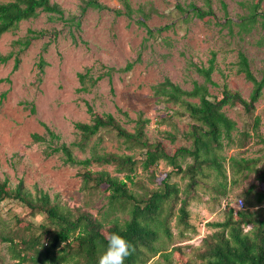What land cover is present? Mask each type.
<instances>
[{
  "label": "rangeland",
  "instance_id": "1",
  "mask_svg": "<svg viewBox=\"0 0 264 264\" xmlns=\"http://www.w3.org/2000/svg\"><path fill=\"white\" fill-rule=\"evenodd\" d=\"M51 1L62 7L64 18L42 12L36 18L22 21L15 31L0 37V53L8 54L19 51V46L13 45V41L25 38L29 29L43 33L20 53L21 63L17 70L13 71L14 58L6 64H0V79L10 78V81L0 82V178L8 177L12 187L23 179L25 186L32 192L42 189L61 204L73 210L89 211L99 219L103 218L102 213L107 209L109 192L85 189L80 174L81 166L64 164L59 153L46 155L49 146L72 143L79 137L74 123L91 120L86 103L92 105L98 114L113 113L130 130L133 124H128L117 108L127 111L133 118L137 113H143L144 117L150 119L146 128L149 138L163 141L171 152L174 146L186 141L179 134L173 143L165 133L178 134L188 130L189 120L170 116V121H163L162 117L172 115V105L159 101L154 95L153 85L163 82L166 77L188 90L193 88L195 81L203 83L204 78L196 70L195 64L208 65L213 51L217 53V69L213 73L216 84H209V91L213 95L220 97L222 85L227 83L229 88L249 99L253 85L236 71L239 51L247 54L257 77L261 78L264 72V22L255 23L250 32L241 31L237 25H222L227 14L235 20L248 14L254 0H212L216 18L210 21L195 17L180 21L188 14H182L177 4L186 6L195 2L202 5L203 0H128L135 9L143 7L147 12L152 11L147 20L150 27L174 24L157 39L148 41H145V28L136 23L139 13H133L130 18L126 15L117 16L112 10L124 9L125 0H99L110 9H88L80 26L72 24L69 19L80 15L83 0ZM223 3H226V9ZM259 12L264 13V0L260 3ZM42 60L44 63L41 68ZM129 62H134L131 70H116L111 77L105 74L96 84H92L90 78L86 85L80 80V73L97 78L106 73L108 68L120 69ZM84 86L87 88L84 89ZM224 110L236 120L240 129H246L250 119L242 106H226ZM255 114L261 117L260 134L264 139V92L256 103ZM45 124L60 136L59 140L52 141L46 136L45 142L33 141L34 133L46 135ZM259 139L262 138L254 137L242 151L234 148L227 154L243 152L244 156L263 157L264 142ZM99 147L106 151L130 153L114 134L105 135ZM74 153L78 158H84L89 156L90 151L75 148ZM135 155L140 158L139 152H135ZM92 167L115 174L113 166ZM171 169L165 161L150 171L138 165L137 183L132 189L141 195L147 189L157 188L159 179ZM152 171L157 176L156 182ZM171 182L183 187L186 180L174 175ZM259 184V188L264 187ZM241 188L236 187L232 195L235 210H239L237 201L244 198ZM261 206L264 207V204ZM261 206L255 205L252 209ZM188 209L190 226H178L175 215L170 221L172 238L163 236L164 249L145 264H168L165 255L172 253L176 247L182 248L173 252L171 260L175 259L176 264L193 259L202 239L214 231L209 223L225 219V200L220 204L211 198L209 192L195 193V199ZM16 214L31 219L28 208L20 202L0 200V264L16 262L12 258L10 243L4 240V237L16 236L14 233L20 226L16 222ZM119 217L122 221L128 216L120 214ZM181 230H184L183 236Z\"/></svg>",
  "mask_w": 264,
  "mask_h": 264
},
{
  "label": "trees",
  "instance_id": "2",
  "mask_svg": "<svg viewBox=\"0 0 264 264\" xmlns=\"http://www.w3.org/2000/svg\"><path fill=\"white\" fill-rule=\"evenodd\" d=\"M261 2L262 0H254L250 12L237 20L227 14L222 25H237L241 31L250 32L255 23L264 22V13L259 12ZM90 8L110 9L99 0H83L80 15L71 17L70 22L80 26L83 16ZM177 8L182 14H188L180 21H187L190 17L203 21L216 18L212 0H203L202 5L190 2L183 6L179 3ZM223 8L226 9V3H223ZM112 10L117 16L126 15L130 18L133 13H139L136 23L145 28V41L157 39L163 31L174 25L150 27L147 20L152 11L147 12L143 7L135 9L128 0L124 1V9ZM42 12L64 18L62 7L51 0H0V37L15 31L22 21L36 18ZM28 32L25 38L13 41V45L19 46L18 52L0 53V64H6L14 58L13 71L19 68L20 53L33 40L43 35L42 32L32 29ZM43 63L42 60L41 68ZM133 66L134 62H129L120 69L110 67L97 78L88 73H80L79 76L84 85L88 78L92 84H96L105 74L111 77L114 71H129ZM195 68L203 76L204 82L195 81L190 90L184 89L168 77L152 87L159 101L172 105V115L162 117L163 121H170V116L189 120L188 130L178 134L165 133L173 143L179 134L186 141L180 146H174L173 151L170 152L163 141H152L149 138L146 128L150 119L144 117L143 113H137L133 118L127 111L117 108L126 118V122L133 124L130 130L113 113L98 114L89 103L86 104L91 120L74 123L79 137L72 143L63 142L49 146L46 150L47 156L61 154L64 164L81 166L80 174L85 189L109 192L107 209L102 213V219L86 210H73L52 199L42 189L32 192L25 186L23 179L12 187L8 177L0 178V200L20 202L28 208L31 216V219H27L16 214V222L20 225L14 233L16 236L4 237L13 250L12 258L16 260L14 264H98V256L107 245V237L112 233H119L132 245L133 250L125 264H145L164 249L163 236L172 238L170 221L175 215L178 226H190L188 207L198 191L209 192L211 198L220 204L225 200V219L209 223L214 231L202 239L194 258L183 264H264V207L261 206L264 204V187H258L259 183L264 185V156L249 157L242 155L243 152L227 154V151L234 148L242 151L254 137H261L259 140L264 142L260 134L261 117L255 114L256 103L264 92V72L261 78L257 77L247 54L239 51L236 71L243 74L253 85L250 97L246 99L240 92L229 88L227 83L222 85L220 97L210 93L209 84H216L213 80V73L217 69L215 51L208 65L195 64ZM2 81H10V78L0 79ZM226 106H242L250 119L246 129L238 127L236 120L224 110ZM32 110L35 111V108L32 107ZM45 127L46 135H32L34 142H45L46 136L52 141L60 139L46 124ZM111 134L130 153L100 148L105 135ZM75 148L84 152L89 150V156L78 158L74 153ZM135 152H139L140 158ZM161 161L171 166V171L159 179L157 188L147 189L141 195L136 193L132 186L137 183L138 165L141 164L143 170L150 171L158 167ZM94 165L113 166L115 174L106 169L94 170ZM174 175H180L183 181L186 180L183 187L179 183L171 182ZM152 177H155L156 182L157 176L153 171ZM249 180H252L250 184L245 185ZM238 186H242L241 196L244 197L246 205L245 209L235 210L232 195ZM255 205L261 207L252 209ZM120 214H127L128 217L121 221ZM22 223L25 225H21ZM180 234L183 236L184 230ZM177 249L182 250L181 247L174 248ZM174 250L165 255L168 264H176L175 259L171 260Z\"/></svg>",
  "mask_w": 264,
  "mask_h": 264
},
{
  "label": "clouds",
  "instance_id": "3",
  "mask_svg": "<svg viewBox=\"0 0 264 264\" xmlns=\"http://www.w3.org/2000/svg\"><path fill=\"white\" fill-rule=\"evenodd\" d=\"M132 250V245L125 237L112 233L107 237V245L98 256V264H125Z\"/></svg>",
  "mask_w": 264,
  "mask_h": 264
},
{
  "label": "built area",
  "instance_id": "4",
  "mask_svg": "<svg viewBox=\"0 0 264 264\" xmlns=\"http://www.w3.org/2000/svg\"><path fill=\"white\" fill-rule=\"evenodd\" d=\"M237 207L239 209H245V202H244V199L243 198H240L238 201H237Z\"/></svg>",
  "mask_w": 264,
  "mask_h": 264
}]
</instances>
